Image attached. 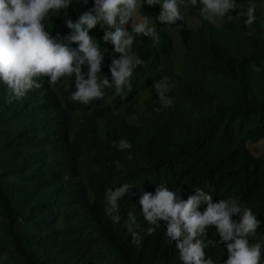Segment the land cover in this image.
Masks as SVG:
<instances>
[{"label":"trees","instance_id":"trees-1","mask_svg":"<svg viewBox=\"0 0 264 264\" xmlns=\"http://www.w3.org/2000/svg\"><path fill=\"white\" fill-rule=\"evenodd\" d=\"M92 2L85 6L82 0H71L66 15L50 12L42 21L45 30L53 36L69 34L66 18L75 22ZM255 17L250 28L246 17L236 16L225 24L222 36L205 24L199 33L185 23L182 28L170 24L185 42L181 76L171 64L163 67L171 61L173 44L165 24L155 20L162 43L157 47L143 35L134 40L132 51L145 63L134 69L126 101L115 98L106 105L112 96L107 90L104 100L79 106L69 101L70 80L60 83L57 94L39 90L7 104L8 93L0 85V217L23 264H95L101 239L128 236L102 206L104 191L125 182L144 190L162 184L180 192L209 187L248 203L264 220V155L256 158L248 147L264 142V22L261 14ZM89 35L105 56L106 72L114 46L103 41L98 26ZM162 75L174 83L173 106L163 113L154 110L158 96L152 88ZM145 90L150 98L136 127L117 113L123 104L138 103ZM120 139L131 149L113 147L112 141ZM121 206L122 217L127 219L131 211L140 229L146 228L134 199H124ZM258 238L264 247V228ZM208 239L217 241L212 234ZM143 242L145 264H177L162 231L145 235ZM4 251L0 243V257ZM207 255L215 264L228 257L226 246L218 243Z\"/></svg>","mask_w":264,"mask_h":264},{"label":"clouds","instance_id":"clouds-1","mask_svg":"<svg viewBox=\"0 0 264 264\" xmlns=\"http://www.w3.org/2000/svg\"><path fill=\"white\" fill-rule=\"evenodd\" d=\"M82 2L87 6L89 0ZM184 3L185 0H93L92 7L82 12L75 22L66 18L69 34L53 36L45 30L42 21L54 11H63L66 15L71 0H0V85L8 93L6 103L22 101L39 90L57 94L60 83L70 80L73 81L69 95L71 103L89 107L104 100L107 90H111L112 96L106 100V105L112 104L115 98L126 101L133 90L135 73L145 63L132 51L134 40L143 35L159 47L162 40L155 20L165 24L166 31L167 24L181 28L186 22L180 13V5ZM247 3V8L241 7ZM255 4V1L187 0V6L198 8L205 21L215 23L217 18H223L224 26L243 11L244 24L250 27L255 15L264 17V9L256 11ZM145 5L153 9L152 26L148 23V16L141 14ZM237 8L238 11L232 13ZM156 14L159 15L155 17ZM129 23L131 31L126 27ZM203 24L204 21L201 27ZM97 26L104 32L103 41H110L114 46L106 72L102 70L105 56L89 35ZM72 44L78 47L73 48ZM172 44L171 61L165 62L163 67L171 64L176 76H181L184 57L180 74H177L173 64V41ZM152 88L158 96V107L167 109L173 106L174 83L169 76H160ZM149 98V90L143 91L139 102L123 104L118 116L125 117L133 126H141ZM112 110L115 114V105ZM154 110L160 111L159 108ZM112 145L121 152L132 147L125 139L112 141ZM132 158L129 153L127 159ZM89 194L92 197L90 188ZM223 195L204 186H195L186 192L167 184L150 190L138 189L128 182L108 187L102 197L104 214L113 225L121 222L128 236L101 239L94 250L95 264L103 261L110 252L129 255L134 259L133 264H145V255L137 250L141 248L144 236L154 235L161 223L166 229L163 234L166 247L172 253L178 251L182 264H215L208 257L207 250L217 243L226 246L228 255L220 264H264V247L258 238L264 220L248 203ZM128 197L134 199L145 229H140L137 217L131 211L127 213V219L122 217L121 202ZM210 234L217 241L208 239Z\"/></svg>","mask_w":264,"mask_h":264},{"label":"rangeland","instance_id":"rangeland-1","mask_svg":"<svg viewBox=\"0 0 264 264\" xmlns=\"http://www.w3.org/2000/svg\"><path fill=\"white\" fill-rule=\"evenodd\" d=\"M249 3L242 5L241 7L247 8ZM256 11L260 12L264 9V3H256ZM180 13L183 16V19L189 24L190 28L193 31H198L201 28V24L205 21L200 15L198 8H193L192 6H187V0H185L184 4L180 5ZM142 15L148 16V23L150 26L154 25L153 21V9L150 6L145 5L141 9ZM262 20L264 22V17L262 16ZM207 21V20H206ZM216 26L223 24V18H217L216 22L213 23ZM127 29L131 31V23L127 26ZM167 31L174 43L175 54L173 57V64L176 68L177 74H180V64L182 62L184 48L181 38L171 29V27L167 24ZM135 37V33H132ZM130 122L131 119H129ZM250 150L254 153L257 157H260L264 154V142L260 144H250ZM4 222V224H2ZM7 222L3 217H0V243L5 245L4 254L0 257V264H23L22 259L19 256V253L15 249V245L13 243V237L11 233L7 231ZM5 240V242L3 241Z\"/></svg>","mask_w":264,"mask_h":264},{"label":"water","instance_id":"water-1","mask_svg":"<svg viewBox=\"0 0 264 264\" xmlns=\"http://www.w3.org/2000/svg\"><path fill=\"white\" fill-rule=\"evenodd\" d=\"M255 2L256 3H262L263 1H255ZM237 11H238V8L236 10H234L232 13H235ZM240 17H241V19L244 17V12L243 11L241 12ZM224 23L225 22L223 21V24ZM185 24L188 26L189 30L193 31L190 28V26H189V24L187 22H185ZM204 24H205L204 26L207 27L210 31L216 32V33H218L219 35L222 36V32H223V29H224V25L223 24H221L219 26H216L215 24L210 23L209 21H204ZM182 27H183V25L181 26V28ZM263 28H264V24H263ZM185 32L187 33L188 36H192L193 35L189 31H185ZM193 32L194 33H199V32H201V28L198 31H193ZM180 38H181V36H180ZM181 40H182V42H184L183 38H181ZM220 43L222 44V40H220ZM221 51H222V46L219 47L216 52L211 53V54H212L213 57H216V56H218L221 53ZM184 56H185V54L183 53V57ZM156 107L160 109V111H158V112H162L163 113L165 111L164 109H162V108H160L158 106H156ZM157 108H155V109H157ZM144 154L148 155V156H157V154L150 153L149 151H145ZM147 227H149L148 224H147ZM165 230L166 229L164 228L163 223H161V227L157 228L156 231H162V233L165 234ZM137 251L140 254L145 255L144 242L142 243L141 248L139 250H137ZM173 254H174V258H175L177 264H182V261L179 259L178 251L177 250L174 251ZM133 263H134V259H132L129 255H121V254L116 253V252H110V253H107L106 258L103 261H100L97 264H133Z\"/></svg>","mask_w":264,"mask_h":264},{"label":"bare ground","instance_id":"bare-ground-1","mask_svg":"<svg viewBox=\"0 0 264 264\" xmlns=\"http://www.w3.org/2000/svg\"><path fill=\"white\" fill-rule=\"evenodd\" d=\"M262 25V24H261ZM225 75V74H224ZM228 77V76H227ZM212 82V81H211ZM207 84H208V82H207ZM176 85V84H175ZM194 87V86H193ZM207 89V88H206ZM188 93V92H187ZM199 94V93H198ZM197 98V97H196ZM175 121V120H174ZM200 121V120H199ZM179 122V121H178ZM241 124H242V122H241ZM187 126V125H186ZM197 127V126H196ZM184 128V127H183ZM176 133V132H175ZM197 139V138H196ZM233 141V140H232ZM237 148V147H236ZM205 149V148H204ZM245 155V154H244ZM207 160V159H206Z\"/></svg>","mask_w":264,"mask_h":264}]
</instances>
